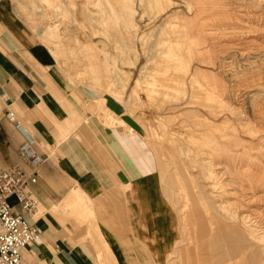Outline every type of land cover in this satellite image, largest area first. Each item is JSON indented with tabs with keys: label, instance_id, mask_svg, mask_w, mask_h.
<instances>
[{
	"label": "bare ground",
	"instance_id": "obj_1",
	"mask_svg": "<svg viewBox=\"0 0 264 264\" xmlns=\"http://www.w3.org/2000/svg\"><path fill=\"white\" fill-rule=\"evenodd\" d=\"M37 3L47 22L38 34L63 62L82 55L91 83L117 74L120 88L129 82L130 99L163 125L160 135L179 156L188 191L183 212L204 263L264 264V0ZM252 6L260 12L252 15ZM69 17L82 35L77 47L67 39L68 24H56ZM199 74L213 78L197 81ZM104 102L100 109L113 117ZM188 167L194 176L185 175ZM187 261L195 264L192 253Z\"/></svg>",
	"mask_w": 264,
	"mask_h": 264
},
{
	"label": "crops",
	"instance_id": "obj_2",
	"mask_svg": "<svg viewBox=\"0 0 264 264\" xmlns=\"http://www.w3.org/2000/svg\"><path fill=\"white\" fill-rule=\"evenodd\" d=\"M6 111L49 158L31 188L39 205L28 221L39 243L26 247L22 264H167L176 221L157 179L144 183L158 166L144 138L93 116L10 0H0V167L14 164L23 144V130ZM9 202L18 210L14 197ZM136 219L139 245L131 239ZM95 232L94 252L88 235Z\"/></svg>",
	"mask_w": 264,
	"mask_h": 264
},
{
	"label": "rangeland",
	"instance_id": "obj_3",
	"mask_svg": "<svg viewBox=\"0 0 264 264\" xmlns=\"http://www.w3.org/2000/svg\"><path fill=\"white\" fill-rule=\"evenodd\" d=\"M10 2L13 6L14 13L16 14V16L21 21H23V23L26 25L28 30L32 32L35 40L39 42L47 50L49 57H50V62L55 66L58 73L65 80L70 82L76 89H78L82 97H85L87 99L89 112L93 116L97 117V119L102 121L106 126L122 125L118 122H121V121L125 122V125L123 126H125L127 130L129 129L128 130L129 133L135 132V133L140 134L144 138L146 144L148 145L152 153L154 154L155 160L157 161V164H158L157 169H156V176L153 179L145 180L144 183H147L148 181H154L157 179V183L159 185L160 192H161V197L164 200L167 207H169V209L173 213L175 221L178 224L177 241H176L177 243L174 246V249L172 251L174 253L173 258H172L173 260H171V262L167 261V264H173V262L174 263L178 262V264H184L185 262V264H189L187 261V256L190 255V253H192L193 255L195 264H205L204 263V260L206 259L205 249L202 248L201 246H193L192 244L191 238L195 235V232L190 224L188 217L185 216V213L183 212L184 208L182 206L186 202L185 198H186V193L188 192L184 184L186 180L180 179L181 176H180L178 164L176 163L179 156H176V158L175 157L173 158V156L178 155L177 151L168 147L165 144L166 137L160 135L161 131L164 128L163 125L157 126V124L155 123V120H153V115H151V113L146 108L144 109L142 108L140 110L137 102L135 100L134 102L130 99L127 93L128 88H129V82H128V86H124V88L123 87L120 88L122 81L120 80V77L117 74H112L110 76L112 80L111 78L108 77L105 81L98 80L97 82L91 83V81L88 80V78H92L90 75L91 71H90V68L88 69L86 68V66H83L85 65L84 64L85 60L83 59L84 57L82 55H78V54L71 55L72 58L71 57L68 58L67 60L68 62H63L59 58V53H56L58 51H55V49L52 48V46L47 44L46 39H44L43 36L38 34L39 28L40 27L44 28L47 24L43 16V12H42L43 9H41L43 7L41 3H37L38 0H35V1L33 0V2L31 0H10ZM30 9L33 10V13H32V10ZM257 12H260V11L252 6V15L258 14ZM63 20H61L63 21V24L61 21H56V24L59 23L60 24L59 26H61V29L64 28V25L68 24V27H69L68 37L69 38L67 39L71 40L70 43L72 45H75V46L80 45L82 43V39H81L82 35H81V32H79V30L78 31L76 30L78 28L77 23H74L70 17L67 19H63ZM68 20L70 21V24ZM79 42L81 43L79 44ZM51 51L55 54V56H53L54 54L51 53ZM58 58L60 59V61H58ZM130 67L131 66H128V67L124 66L122 67L121 70L122 71L125 70L130 73L132 71ZM207 71H210V70H207ZM132 75L133 74L130 75L131 78H132ZM199 75H197L198 78L196 77L197 81H199L201 78L202 82L207 81V80L208 81L210 80L211 82V78H213L212 75L209 74L208 75L209 78L203 80L202 76L201 75L199 76ZM105 83L110 85V89L112 91H116L120 93L122 97L121 98L122 102H119L111 98L108 95L109 94L108 91H111V90L109 89V87L106 88L107 86L105 85ZM122 89L123 90L125 89V91H123ZM100 99L105 100L103 107L109 110L110 112H113L112 113L114 114L113 117H106L101 111H99L101 110L100 109L101 107ZM124 99L127 102L123 101ZM151 128H154V130ZM157 131H160V132H157ZM154 132H156L157 134L156 133L154 134ZM189 174H193V172L188 167V169L185 171V175L188 176ZM187 178H188V181H190L189 183L192 184L191 177L189 176ZM190 190L194 191L192 185H191ZM132 210L135 212V214H136V211H137V214L139 213V208L132 207ZM90 218L96 222L95 216L90 217ZM134 222L135 223L133 226L135 228H134V231H133L134 233L132 234L131 239L135 245L136 243L137 245H139L140 244L139 239H138L139 232L137 231V227L135 225L137 222V219ZM112 223H113V220L110 218V224L112 225ZM109 228H114V227L109 226ZM114 230L115 229L113 230L111 229L113 233L117 234L118 231L116 230L114 231ZM99 234H100L99 232H95V237L92 236L91 234L88 235L90 246L92 247L94 252L97 251L95 241L100 238ZM108 258L110 259V257ZM105 260H108V259H104V262H100L97 260L98 262L96 261V264H105ZM235 261L236 259H233L232 262L235 264H238Z\"/></svg>",
	"mask_w": 264,
	"mask_h": 264
},
{
	"label": "built area",
	"instance_id": "obj_4",
	"mask_svg": "<svg viewBox=\"0 0 264 264\" xmlns=\"http://www.w3.org/2000/svg\"><path fill=\"white\" fill-rule=\"evenodd\" d=\"M5 116L24 134L14 164L0 167V264H22L26 247L39 243L37 230L28 221L39 205L31 188L49 158L39 151L33 137L16 121L14 112L6 111ZM11 197L15 198L16 211L9 202Z\"/></svg>",
	"mask_w": 264,
	"mask_h": 264
}]
</instances>
